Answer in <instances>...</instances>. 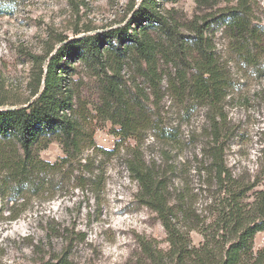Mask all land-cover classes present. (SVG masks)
I'll list each match as a JSON object with an SVG mask.
<instances>
[{"label":"rangeland","instance_id":"1","mask_svg":"<svg viewBox=\"0 0 264 264\" xmlns=\"http://www.w3.org/2000/svg\"><path fill=\"white\" fill-rule=\"evenodd\" d=\"M216 1L211 9H199L195 0H168L163 8L184 41L191 34L187 26L195 16L235 3ZM131 2L11 0L9 11L0 14V102H4L0 107L30 98V54L43 55L60 36L72 40L123 26L132 15L128 10ZM248 2L264 30V0ZM204 37L212 66L228 81L224 103L234 130L227 144L226 163L235 172L259 178L263 161L259 130L264 124V36L241 54L234 50L221 24L212 23ZM58 46L54 45L50 55ZM179 50L188 51L184 68L199 61L195 53L190 54L192 47L181 45ZM157 59L159 81L143 78L128 59L117 73L126 98L137 100L141 106L136 111L141 122L135 129V139H120L115 134L119 127L93 109L101 106L107 78L80 59L70 63L66 59L74 70L69 83L76 114L88 124L96 148L84 149L60 168L33 173L29 182L20 184L17 193L12 192L14 183L6 180V171L0 166V264H36V255L27 242L42 239L43 244L47 243L46 230L40 226L49 223L60 229V236L52 239L53 247L60 250L68 246L73 264H148L142 242L168 249L157 214L139 201L138 185L127 170L126 158L133 147L166 183L167 198L184 237L191 246L201 244V234L188 228H201L211 219L210 196L201 169L202 150L208 141V108L180 84L177 72L181 63L170 56L168 60L161 56ZM185 69L190 80L195 70ZM106 72L108 76L114 74L111 69ZM118 142L122 147L117 151ZM38 156L59 163L64 152L57 140H51L39 149ZM260 180L259 189L264 190V176ZM10 207L19 213L15 221H8ZM262 246L264 231L254 237V250Z\"/></svg>","mask_w":264,"mask_h":264},{"label":"trees","instance_id":"2","mask_svg":"<svg viewBox=\"0 0 264 264\" xmlns=\"http://www.w3.org/2000/svg\"><path fill=\"white\" fill-rule=\"evenodd\" d=\"M10 1L0 0V14L9 11ZM135 1L132 0L128 9L132 15L123 26L72 40L60 36L43 55L30 54L33 65L30 98L23 102L26 105L14 102L0 107V166L6 171V180L14 183L12 192L17 193L20 184L29 182L33 173L60 168L77 158L84 149L96 148L88 124L82 122V116L76 114L74 108V92L69 83L74 70L70 62L80 59L107 78H102L106 82L102 86L101 106L93 109L96 113H104L106 119L119 127L115 134L120 139H135V129L141 122L136 111L141 106L137 100L126 98L128 95L119 85L121 78L117 73L128 59L140 69L143 78L159 81L157 56L166 60L170 56L172 61L181 63L177 72L180 84L187 86L194 98L202 100L208 108V141L202 150L201 169L206 176L211 219L201 228H188L197 230L203 238L199 246H191L175 221L166 183L136 147L130 148L126 167L138 185L137 197L157 214L169 246L163 250L142 242V252L148 264H264V246L254 250L255 235L264 231V190L259 189L264 176V124L259 130L263 159L259 178L247 172H235L225 160L234 130L224 103L228 81L212 66L204 37L212 23L221 24L233 41L234 50L241 54L262 40L264 30L248 0H235L230 6L195 16L187 26L191 36L188 35V39L185 36L183 41L175 23L164 12L163 3L168 0H139L134 8ZM195 2L199 9H211L217 1ZM57 43L59 46L50 55ZM181 45L186 49L192 47L190 54L199 57L193 67H185L195 70L190 80L183 67L187 65L188 51L181 52ZM107 69L114 74L108 76ZM2 104L4 102H0V106ZM51 140H57L64 152L59 163H49L38 156L39 149L45 148ZM120 147L118 142L116 150ZM101 151L112 154L110 150ZM11 208L8 221H15L19 213ZM40 228L46 230L47 243L43 244L42 239L37 243L27 242L32 254L36 255V264H73L68 246L60 250L53 247L52 239L60 236V229L50 223Z\"/></svg>","mask_w":264,"mask_h":264}]
</instances>
